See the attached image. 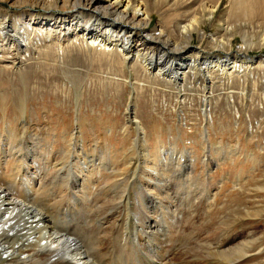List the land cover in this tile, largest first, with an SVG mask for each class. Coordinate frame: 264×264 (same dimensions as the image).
<instances>
[{"label":"rangeland","instance_id":"obj_1","mask_svg":"<svg viewBox=\"0 0 264 264\" xmlns=\"http://www.w3.org/2000/svg\"><path fill=\"white\" fill-rule=\"evenodd\" d=\"M131 1L141 2L150 14L145 32L155 35L162 28L163 38L177 44L184 39L179 27L194 15L191 4H198ZM227 1L221 0L210 17L196 11L200 30L210 36L220 33ZM0 10L13 17L20 5L0 1ZM35 10L42 11L38 5ZM254 34L245 54L253 64L226 76L215 71L207 90L196 75L181 90L163 80L137 77L131 81L133 91L128 70L125 83L104 78L119 66L93 49L55 56L52 48H40L37 54L31 46L23 62L8 55L0 60V141L6 148L13 145L16 153L8 166L0 162L6 167L0 172L2 189L28 211L46 216L48 232L78 240L96 264H215L210 253L218 252L223 238L231 242L224 252H258L264 246V46L259 33ZM190 41L210 47L199 41L197 31ZM242 42L235 31L230 49ZM213 52L224 58L229 50ZM171 57L164 56L162 65ZM205 93L211 96L207 119L201 110ZM133 117L145 128V147L134 144L139 134ZM157 148L160 158L152 167L145 154ZM80 156V161H94L85 164L91 173L81 170L79 162L73 166ZM31 159L34 171L21 174L20 167ZM142 166L147 174L140 173ZM14 168L19 177L12 175ZM81 171L90 175L84 185ZM260 208L263 212L256 216ZM251 231L254 235L247 237ZM262 262L253 256L239 264Z\"/></svg>","mask_w":264,"mask_h":264},{"label":"bare ground","instance_id":"obj_2","mask_svg":"<svg viewBox=\"0 0 264 264\" xmlns=\"http://www.w3.org/2000/svg\"><path fill=\"white\" fill-rule=\"evenodd\" d=\"M0 1L10 6L20 5V12L17 16L11 17L5 10H0V60L5 59L8 55L15 54L17 57L14 60L23 62L26 56L30 54L31 46L33 47L32 53L36 52L37 54L40 53L38 51L40 48L41 50L52 48L56 51L54 53V55L56 54L55 56L73 49H77L80 52L85 50L86 53L90 49L92 52L93 49V53L98 51L96 53L98 55L100 54L99 57L103 55H105L103 57L107 56L108 59L106 60L109 64H117L119 66V69H117L118 72L106 71L104 78L117 84H122L125 83L123 79L127 77L126 71L128 70L130 74V78L128 79H130L133 91L135 89V83L131 81L137 77L151 79L154 82L163 80L168 87L176 85L181 90V85L193 76L196 78V75L201 78L204 90H207L213 83L212 77L215 71H219L221 75L226 76L236 70L239 72L250 64H253L254 59L247 58L245 54L248 51L247 47H251L254 43L253 39L256 37L254 33H259V40L262 46H264V0H228L225 10L219 18L222 30L216 36L207 35L199 29L200 20L195 14L196 11H201L204 15H209L208 17L212 16L219 7L221 0H212L209 2L198 0L197 6L195 5L196 1L193 2L191 7L194 10L192 11L194 15H191L192 18L189 19V22L187 24L184 23L185 25L181 28L179 27L178 30V33L181 34L180 36L184 38L181 44L178 43L179 45L173 41H169V39L163 38L161 35L162 28H159L155 35L145 32V28L150 20V14L147 12L146 6L141 2L133 3L131 0H84L83 2L81 0L80 2L74 0L71 3V0ZM59 2H61V5H59ZM36 5L41 7L42 11H36ZM237 30L241 33L243 42L238 45L236 50H231L232 38L234 32ZM193 31H197L201 43L210 46L208 49L202 44H191L190 38L192 37ZM214 48H227L229 52L223 54L225 55L223 58L213 52ZM159 50H161V54L158 53ZM177 52L179 53L178 55ZM166 55L172 57L171 59L169 58L170 60L166 64L164 63L162 65L163 57ZM91 58H93L92 55ZM177 62H180L181 65L177 64ZM182 67L186 69L181 70ZM101 71L104 70L101 69ZM207 82L210 83L208 86H205ZM168 91H171V89L169 88ZM210 97L206 93L203 94V98L201 97L204 105L201 110L205 119L210 116ZM218 99L219 96L217 97V101ZM132 110L135 111V107ZM130 117L132 116L130 115ZM131 120L137 134H139L134 144L145 147L146 145L143 144L146 143L145 128L142 126L140 120H136L134 117ZM204 127L207 128L205 125ZM205 131V141L208 144V130ZM8 145L6 148L0 141V154L5 153L3 160H0V162L4 161V165L11 164L15 161L14 153L16 152L12 151L14 146L10 143ZM142 150L144 153L148 152L144 148ZM79 153L84 154L82 149H80ZM160 153L161 150L157 148L155 153L150 154L152 158L148 156L149 154H145L144 159H148L150 166L155 167L156 162L160 158ZM80 159L81 156L78 157V161L73 166L76 167L79 162L82 165L81 170L83 169V171L85 170L91 173L89 171L92 169L88 165L85 166V164L94 161L87 160L86 158L80 161ZM163 159L166 160L165 157ZM194 159V157L190 158V162H193ZM175 160L183 164L187 163V161H183L184 159L179 161L178 157ZM33 162L34 160L31 159L30 162L21 166V174L27 173V171L34 168ZM145 162L146 165L149 163L147 161ZM146 165L144 167L148 169L150 166ZM5 168L4 166H0L1 174L3 171L5 173ZM141 169L140 173L144 175L146 170L143 169V166ZM14 170L17 169L14 168L11 171ZM20 170H17L12 175L19 177ZM32 170L34 171V169ZM81 174L82 177L79 180L83 184V181L87 180L90 175H85L83 172ZM2 188L1 185L0 261L2 260L1 262L3 264L97 263L91 258L89 253L81 249L82 246L78 240L75 241L74 239L48 232L49 227L45 224L47 222L45 219L46 216L42 213H36L32 209L28 211L29 208L25 207L21 202L7 196V190L5 189L4 192ZM80 188L82 190L85 189L84 187ZM262 212L263 208L256 209L255 215L260 216ZM29 215L31 217H28ZM30 219L32 221H29ZM24 227L28 229L25 233L23 232ZM40 227L44 229L40 230ZM4 231L7 232L5 233ZM18 235L21 237H17ZM253 235L254 231H251L247 234V237H252ZM10 236L15 237L11 238ZM20 238L21 243L19 242ZM31 243L35 244L32 245ZM229 243L231 242L228 241V238H223L220 241L218 252L210 253L214 258H217L215 259V264H239L253 256L262 257V263L264 264V246H258V252H224V250H221ZM32 246L35 247L33 248ZM102 256L103 254L101 253Z\"/></svg>","mask_w":264,"mask_h":264}]
</instances>
